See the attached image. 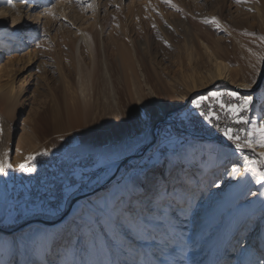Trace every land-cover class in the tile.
Returning <instances> with one entry per match:
<instances>
[{
  "label": "rangeland",
  "instance_id": "obj_1",
  "mask_svg": "<svg viewBox=\"0 0 264 264\" xmlns=\"http://www.w3.org/2000/svg\"><path fill=\"white\" fill-rule=\"evenodd\" d=\"M11 3L24 6L13 8L9 0H0V23L6 15L10 28L8 35L0 36V88L13 83L18 99L8 107L7 100L0 97V160H10L15 166L25 162L27 156L44 150L80 160L93 158L101 167L96 174L99 178L93 189L79 195L82 196L94 192L102 179L116 174L121 161L141 155L131 159L126 165L128 169L118 174L112 192L93 204L105 209L107 203L109 207L105 211L112 210L114 195L123 198L121 188H131L133 181L138 183L144 179L142 167L151 168L155 162L148 160L160 147L157 136L162 123L156 130V140L153 139L154 126L161 120L155 98L163 100L165 105L183 102L188 91L181 88L189 84L191 75L198 83L209 78L214 67L211 55L227 64L235 79L246 86L254 85L259 74H264V0H240L239 3L236 0H170V3L163 0H80L79 3L77 0H11ZM59 8H65V16ZM6 9H11L13 15L5 14ZM235 9H242L244 16L232 19L231 12ZM213 17L218 25L204 22ZM161 27L163 30H157ZM91 31L96 33L100 62L103 50L108 58L110 85L117 94L119 107L98 71L94 73L87 103L78 95V49L85 73L93 64L82 35ZM130 37L135 41L137 56L130 47ZM119 47L123 53L118 51ZM137 61L146 74L147 85L141 81ZM23 83L26 90L20 94ZM263 85L264 76L255 89L243 92L251 98L252 108L256 104L255 95ZM217 87L231 89V85L220 81L192 97ZM145 113L151 114L152 119L147 127H142L141 117ZM258 129L257 123L249 125L245 138L257 141ZM82 132L87 134L82 136ZM70 137L71 143H66ZM199 142L225 146L206 140L172 144L167 146V158L180 154L183 160L188 149ZM129 144L133 145L129 150L120 151L121 146ZM81 145L84 153L77 155L72 151ZM260 152L264 148L257 144L254 152L245 148L240 153L255 181L264 172V164L249 161L262 159ZM233 167L235 173L230 171ZM168 170L169 164L163 163L155 170L157 180L161 181L159 193L152 184L132 201L134 215L145 226L143 230L112 225L103 213L98 214V223L93 221L88 226L81 220H88L87 206H79V201L68 216L73 218L72 223L53 244L54 251L48 252L47 260L53 264H237L240 244L252 243L254 249H264L261 213L244 219L237 229L231 214L224 211L209 222L205 213L196 225L189 217L191 211L178 212L179 197L164 194L165 189L167 193L173 189L181 191L182 179L194 194L196 204L205 192L203 198L208 197L209 203L216 200L221 205L230 195V187L244 174L238 159L229 161L215 174L204 173L196 167L187 170L178 162L172 166L171 175ZM8 173L0 174V228L9 231L0 232V264L3 254L8 264H44L32 251V241L52 226H31L29 222H57L79 196L68 197L67 203L55 212H35L15 221L5 219L10 212L7 208L9 180L19 178L23 172L9 169ZM213 181L216 186L209 187ZM218 185L223 186L220 192L216 190ZM258 190L259 185L255 184L235 205L256 200ZM74 221L81 224L80 229ZM26 222L24 229L12 231Z\"/></svg>",
  "mask_w": 264,
  "mask_h": 264
},
{
  "label": "bare ground",
  "instance_id": "obj_2",
  "mask_svg": "<svg viewBox=\"0 0 264 264\" xmlns=\"http://www.w3.org/2000/svg\"><path fill=\"white\" fill-rule=\"evenodd\" d=\"M15 5L19 9L23 8V6H24L23 3H21V4L15 3ZM59 10H60L62 16H65V8H61V9L59 8ZM4 12H5V14L13 15L11 9H6V10H4ZM241 16H244V11L242 9H235L231 12V18L234 20L238 19ZM102 29H103V27H102ZM160 29L163 30L162 27L157 29V30H160ZM102 32H103V30H102ZM9 33H10V28L8 27V21L6 19V15H5V19H3V22L0 23V36L1 35H8ZM82 37L84 40L85 50L88 51L89 56L92 59L93 67H92V69H89L90 68L89 67L87 72L84 73L82 61H81V57H80L81 51H79V49H78V57H77L78 58L77 59V66H78V83L77 84H78V88L77 89L79 91L78 95H80V99H82V101L85 104L88 101L87 99L89 97H91V86L93 84V76H94V73H96L98 71L100 79L105 84L106 88L110 91V93H113V95H114L113 98L116 101L117 107H119V104L117 101V94H115L116 92L112 90V86L110 85V82L112 81V75H111V71H110V66L108 64V58L105 55V50H103L104 56L101 58V62H100V60L98 58V56H99L98 53H100V50L98 47V41H97L96 33L94 31L93 32L92 31L87 32V33H84L82 35ZM7 41H10V39L9 40L7 39ZM129 41H130V44L132 45V46H130V44H129V46L133 48L134 55L137 56V51L135 50L136 49L135 41L132 40L131 37L129 38ZM205 47H206V49H208L207 46H205ZM119 50L122 51V53L124 52L122 47L121 48L119 47L118 51ZM211 60L214 63V67H213L212 72L208 76L209 78L207 79L206 82L198 83L195 80L196 79L195 76L191 75L190 76L191 80L189 81V84L184 86L183 88H181V90H183V91H188L187 94L184 96V101H187V103L189 102L188 106L192 102V100L194 98L192 96L195 95V93L206 91L209 87L214 86L215 84H217L220 81L226 82L229 85H231V90H233L234 92L240 93L242 91L241 93H243V92H248V90L255 89L256 86H258L260 84L261 79H263L264 74L260 73L259 78L257 79V82L254 85L246 86L242 83H239L235 79V76H234L231 68L227 64L223 63L222 60L215 57L214 55H211ZM137 62H138V68H139V72H140L141 81L147 85L146 74H145L142 66L139 64V61H137ZM184 81H186V80H184ZM24 90H26L25 83H23L21 85V89L19 90L20 94L22 91L24 92ZM14 92L15 91H14V84L13 83L8 84L7 87L3 86V88H0V95H1L0 97H4L7 100L8 107L13 106L17 102L18 95L14 94ZM15 93H17V92H15ZM255 97H256V104H255V107H253L254 110L252 108L253 114L251 116V120H252L251 122H252V124L257 123V125H259V128H260V127L264 126V120H263L264 119V85L262 86L261 92L256 94ZM184 101L183 102L182 101H180V102H169L168 104L165 105L163 100L155 98L156 107L158 108V111L160 113L159 119L164 120V122H165L168 118H170L169 116H171L173 113L181 110V108L186 109L188 106L186 108L183 107ZM161 120H159V121H161ZM164 122L162 124H164ZM203 140H205V139H203ZM206 141H208V140H206ZM217 143H221V142H217ZM222 144H224V143H222ZM188 150L189 151L183 160H180V154H178L176 156L168 157L167 162H164L163 164H169V170H168L169 172H170V170H172V166L178 162V163H181L182 166L187 170L196 167V168H200L201 170H203L204 173L212 172L215 174V173H217L218 169L222 168L226 163H228L229 161H232L234 159H238L240 164L243 165V172H244L242 177L239 179V182H236L232 187H230L231 193L228 197L223 199V202H224L223 204L218 205L216 203V200H212V201H214L213 204L209 203L210 200L207 199L208 197L203 198L204 193H205L204 192L202 195V200L197 204L195 203L194 209L191 210V212L189 213L190 214L189 217L191 218V220L196 225L200 224L199 223L200 218L203 216V214L207 213V215H208V221L207 222H209V221H212L213 219L217 218L218 215L220 216V214L224 211V213L229 212V214H231L230 219L233 223H235L234 228L237 229L239 227V225L241 224V222L244 221V219L252 218V217H254V215L261 213L262 214L261 215L262 220H263L262 224H261L262 225V229H261L262 230V239H264V182H258V180L255 181L253 179L254 175L249 171V168L246 166L247 163H246V159L244 158V156H242V154L235 151V149L227 148L225 146L224 147L218 146V145L212 144L211 142L210 143L209 142H199V143H197L196 146L190 147ZM173 161H174V163H173ZM123 162L121 161L119 163V166L117 169L118 172L117 173L115 172L116 174L110 175V176L102 179L101 181H99L96 185L97 188H95V191L90 193L89 195L86 194L87 199L86 198L81 199L79 206H89L90 204H94L97 202L98 199H100L103 196H106L108 193L112 192L114 186L116 185V183L114 182L115 178L118 177V174L121 171L126 169V166L124 168H122ZM155 178L157 179V176ZM151 179L152 178L150 175L149 181L141 184L140 182L143 181L144 180L143 179V180L139 181L138 183H136L137 186L135 187L134 192L131 193V201H130V193L128 190L132 189L133 185L131 188H128V186L121 188V190H120L121 196H123V198H124L123 203H122V208L128 207L129 203L132 204V201L134 202V199L136 196H139L140 194H142V192H144V190H146L147 188L152 186L153 183L151 182ZM255 184L259 185V190H258L259 191L258 192L259 197L256 200L250 199L247 203H243L240 206H236L235 203L237 201L241 200L243 198V196H246L249 193L248 191L250 190V188L252 186H254ZM222 189H223V186H221V185H218V187L216 188L217 192H220ZM89 192H87V193H89ZM182 195H183V193H182ZM67 201H68V199H66V202ZM249 202H251V203H249ZM72 209H73V207H72ZM230 209H232V210H230ZM178 210H179L178 211L179 213L185 212L183 207H181L180 205L178 207ZM72 220H73L72 217H69V218L68 217H66V218L62 217L57 222H55V224L52 225V227H50L47 231H45L43 234L39 235L37 238H35L32 241V251L36 255L37 259L44 261V264H53L51 261L47 260L46 255L48 254V252L51 253L54 251L53 250V246H54L53 244L56 241H59V239L62 237L66 228H68L69 225L72 223ZM29 224H30V222H29ZM27 225H28V222L23 223V224L15 227L12 231H16V230L18 231V230L24 229L25 227H27ZM30 225L32 226L34 224H30ZM233 237H234V231L232 229V231L230 233V238L232 239ZM125 239L128 240L127 236H125ZM244 246L246 248L254 249V246L252 245V243L245 244ZM1 258H2L1 264H8L7 263L8 259H7L6 254H3V256ZM154 258L156 260L158 259V257H155V256H154ZM237 258H238L237 264H249V262L251 260H253L255 257H254V254L250 255L249 252H246L240 248V252L238 253Z\"/></svg>",
  "mask_w": 264,
  "mask_h": 264
},
{
  "label": "built area",
  "instance_id": "obj_3",
  "mask_svg": "<svg viewBox=\"0 0 264 264\" xmlns=\"http://www.w3.org/2000/svg\"><path fill=\"white\" fill-rule=\"evenodd\" d=\"M212 92H218L220 95L211 97ZM231 93L236 95L232 96ZM201 96L206 97L202 102L198 99ZM246 97L248 96L245 93H236L223 87L200 93L193 98L201 104L199 109L190 103L186 110L175 114L171 119L168 118L161 125L157 136L158 146H163L161 142L167 136L170 137L168 145L205 139L221 142L235 149L234 143L228 141L223 132L232 128L233 133L239 134L243 140L247 135L248 126L252 125V105H249V102L243 110L233 116L227 109H221L218 101L244 105ZM209 116L212 118H207ZM238 120H246L247 123H237ZM69 157L61 152H49L48 156H40L37 159L35 171L23 172L19 178L9 180L8 210L14 212L24 205H39L42 202L47 204L53 194L56 199L52 206H58L59 210L67 203L68 197H76L93 189L95 181L99 178H96V174L101 168L98 162L93 158L80 160ZM21 216L23 215L17 214V217Z\"/></svg>",
  "mask_w": 264,
  "mask_h": 264
},
{
  "label": "snow or ice",
  "instance_id": "obj_4",
  "mask_svg": "<svg viewBox=\"0 0 264 264\" xmlns=\"http://www.w3.org/2000/svg\"><path fill=\"white\" fill-rule=\"evenodd\" d=\"M79 3L80 0H77ZM165 3H170V0H163ZM237 3L240 2V0H236ZM9 3L13 8L16 7L15 4L11 3V0H9ZM172 7H176L174 4L171 5ZM52 15H55V13H50ZM205 23H217L216 18L213 17L211 20H205ZM264 39V37H262ZM39 47V44L37 45ZM220 93L218 92H212L211 97H218ZM230 95L235 96V93H231ZM199 101H204L206 97L201 96L198 98ZM250 97L245 98L244 105H234V104H225L223 102L218 101L219 107L221 109H227V111L233 115L236 116L238 111L243 110L244 107L247 106V104L250 101ZM193 105H195L196 109H199L201 107V104L197 102V100H192L191 102ZM214 115V114H213ZM211 119L212 117L209 116L207 117ZM152 116L151 114L145 113L143 117H141V125L142 127H147L148 123L151 121ZM247 123L246 120H238L237 123ZM90 131V130H89ZM260 132V138L257 141H252L251 139L244 138L242 140L241 136L239 134H234L232 128H228L223 132V136L227 138L228 141H231L234 143L235 146V151L240 152L243 151V149H251L253 152L255 151V146L258 144L261 148H264V126L260 127L258 129ZM0 134H2V129H0ZM86 132L80 133V135H86ZM249 136H251V133H249ZM63 139V138H62ZM170 142V137H165L161 144L163 146L158 147L157 151L154 152L151 156L148 157L149 162L152 163L151 168H147V165L141 168V172L143 173L144 180L141 181L140 183L143 184L144 182L149 181V177L151 175V182L153 183V186L156 187L157 192L159 193V185L161 183L160 180H157L155 177L157 175L156 169L160 166L161 163L167 162V146L168 143ZM66 143H71V137ZM133 145H123L120 148V151H127L129 150ZM73 152H75L77 155H80L85 152V149L83 145H81L79 148L73 149ZM7 156V153L4 154ZM49 152L47 150L37 152L35 154L29 155L25 158V162H22L18 165H13L10 160H0V174L3 175H8V170L9 169H14L15 171H21V172H33L36 169V161L37 158L40 156H48ZM259 157L262 159L259 160H252L249 161L250 163H260L264 164V152L259 153ZM102 158H107V157H102ZM147 169V170H145ZM231 173L236 172V168L233 167L231 170ZM170 175L172 174V171L170 170ZM258 182H264V172L260 174ZM133 187L132 189H129L130 193V201H131V193L134 192L135 187L137 186L136 181H133ZM181 191H177L176 189H173L172 193H167V190L165 189L166 195H172L173 197H179L177 200V203L183 207L184 211H191L195 207V197L194 194H191L190 191L188 190L187 184L181 179ZM216 186L215 182L213 181L212 183L209 184V187ZM183 193V195H182ZM255 195V193H254ZM56 199L55 194H53L47 201V204L41 203L39 205H24L20 207L19 209H16L14 212H9L5 219H11L15 221L17 219V214L20 215H27L35 212H44V211H49V212H55L58 210V206L53 207V201ZM123 203V198L122 197H116L115 195L112 198V205L111 211H105L109 207V205L106 203L105 209L98 208L96 205L90 204L87 206V213H88V220L84 221L83 218H81L82 222L90 226L91 222H99V213H103L107 221L111 223L112 225H120V226H129V227H135L139 230L144 229V224L142 221L138 220V218L134 215L133 208L131 207V203H129L128 207L120 208L119 205ZM75 224V221L73 222ZM77 229L81 228V224H75ZM31 239V237H29ZM239 247L243 249L246 252H249L251 254H255V258L249 262V264H264V249H251V248H246L243 244H240ZM258 253V254H257Z\"/></svg>",
  "mask_w": 264,
  "mask_h": 264
},
{
  "label": "water",
  "instance_id": "obj_5",
  "mask_svg": "<svg viewBox=\"0 0 264 264\" xmlns=\"http://www.w3.org/2000/svg\"><path fill=\"white\" fill-rule=\"evenodd\" d=\"M210 90V89H209ZM190 101V100H189ZM188 104H189V102L188 103H186V105L184 106L185 108L188 106ZM163 121L164 120H161V121H159V122H157L156 124H155V126H154V129H153V139L154 140H156V130H157V128H158V126L161 124V123H163ZM141 157V155H138V156H133V157H130V158H128V159H126L123 163H122V168H124L125 166H126V164L131 160V159H134V158H140ZM87 197V195L85 194V195H82V196H79V197H77V198H75L74 200H73V202H72V205L70 206V208L65 212V214L63 215V217L64 218H66V217H68L69 216V214H70V212H71V210H72V207L75 205V204H77L81 199H84V198H86ZM30 224H42V225H44V226H52V225H54L55 224V222H47V221H42V220H33V221H31L30 222ZM0 232H3V233H8L9 231H6V230H4V229H1L0 228Z\"/></svg>",
  "mask_w": 264,
  "mask_h": 264
}]
</instances>
